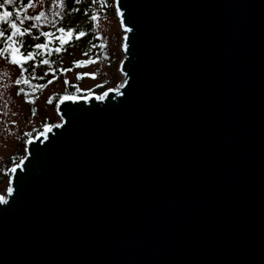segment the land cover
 <instances>
[{"label": "water", "instance_id": "1", "mask_svg": "<svg viewBox=\"0 0 264 264\" xmlns=\"http://www.w3.org/2000/svg\"><path fill=\"white\" fill-rule=\"evenodd\" d=\"M114 8L123 84L27 141L0 264H264V0Z\"/></svg>", "mask_w": 264, "mask_h": 264}, {"label": "rangeland", "instance_id": "2", "mask_svg": "<svg viewBox=\"0 0 264 264\" xmlns=\"http://www.w3.org/2000/svg\"><path fill=\"white\" fill-rule=\"evenodd\" d=\"M59 3L54 0H34L30 12L45 10L48 15L55 18V15L61 16L64 9V6L58 7ZM94 14L100 17L98 21L92 23V32L99 41L97 47L99 59L86 68L72 70L64 77L53 81L37 95L35 103H29L24 99L26 94L27 97L36 94L34 84L30 82L28 90L21 92L15 83L20 75V69L0 57V198L6 197L10 187V177H4L5 160L16 151L25 153L21 139L23 133L47 121L59 123L56 108L48 101L51 95L63 92L65 85L63 79H66L72 88L83 90L99 83H107L106 91L117 90L123 84L124 77L119 68L124 58L122 49L124 33L117 11L115 8L114 11L111 9L107 12L96 9ZM82 55L79 50L71 49L62 56V64ZM85 74L89 77L80 80L77 78ZM104 94L96 96L99 98Z\"/></svg>", "mask_w": 264, "mask_h": 264}, {"label": "trees", "instance_id": "3", "mask_svg": "<svg viewBox=\"0 0 264 264\" xmlns=\"http://www.w3.org/2000/svg\"><path fill=\"white\" fill-rule=\"evenodd\" d=\"M54 2H60V0H54ZM34 0H17L15 6H9L7 10L17 11L18 9L22 12L26 11V14L29 16L39 15L43 12L45 15L41 21H25L24 25L20 27L22 30L28 28V32L23 37H16L18 41L16 47L20 49L18 55L26 56L28 52L35 53L34 59L24 62L21 60L20 64H17L20 69V75L17 80H21V84L17 85L19 90L24 89L28 90V84L32 82L35 86L36 94L31 97H24L28 102L35 100L37 95L41 93L48 85L53 81L64 77V75L75 69H83L97 62L99 59L98 54V44L99 41L96 39V35L92 32V23L91 15L94 14L96 9H100L103 12L108 10L114 11L113 0H63V12L62 15H55V18L51 15H48L45 10L30 12L31 8L27 6L31 4L33 6ZM4 9H0L2 12ZM78 18L87 20V30L85 31V36L79 40L75 39L74 35V21ZM14 19V17H13ZM18 23V22H17ZM30 24H35V27H29ZM64 27L65 30H73L72 38L68 39V42L63 46L60 53L54 51L55 48L60 47V40L58 39L62 34L58 31L59 28ZM0 28H4L5 38L0 40V50L4 49L8 43L6 37L11 34V29L7 25L0 24ZM48 32L52 33V36H45L43 33ZM96 39V40H95ZM22 41V43H21ZM51 41V42H49ZM47 44V49H38L36 46L38 44ZM71 49H77L83 53L82 57L73 58L68 63L62 64V56L65 53H69ZM51 53V54H49ZM6 61L11 63L10 53H5L4 56H0ZM49 60L48 65L42 63L43 60ZM92 60L94 63H87V61ZM79 65V66H78ZM70 69V70H69ZM32 77H35L33 79ZM79 77H89V75H80ZM80 78V79H82ZM27 79L28 83L25 84L23 81ZM79 79V80H80ZM51 81V83H49ZM66 79H63L64 90L62 93L53 94L50 96L49 103L53 108H56L59 101H61L65 96H74V97H86L88 95H100L107 90V83H99L92 86L89 89H78L72 88L69 82L65 83ZM30 103V102H29ZM53 123L47 121L39 127H36L30 131L23 133L22 144L25 146L26 142L30 138H34L38 133L42 132L45 127L52 125ZM30 134V135H27ZM25 156L24 152L16 151L11 156L5 160V169L4 177H10L12 169L23 159Z\"/></svg>", "mask_w": 264, "mask_h": 264}, {"label": "snow or ice", "instance_id": "4", "mask_svg": "<svg viewBox=\"0 0 264 264\" xmlns=\"http://www.w3.org/2000/svg\"><path fill=\"white\" fill-rule=\"evenodd\" d=\"M16 4H17V0H0V9H4L2 12H0V24L7 25L8 28L11 29V34L6 37V40L8 42H10V43H8L7 46L4 49L0 50V56H4L5 53H10V55H11V64H13V65L20 64L21 60H23L24 62L30 61V60L34 59V57L36 55L33 52H28L26 56H23V55L18 56V53L20 52V49L18 47H16L18 41L15 38L18 37V36L19 37H23L26 34V32H28V30H29L28 28H24L22 30V28L20 26L24 25L25 21H37V22L41 21V19L45 15L43 12H41L39 15L29 16V15L26 14V11L22 12L19 9L17 11H15V13L13 11L7 10V8L9 6H15ZM27 7L31 8L32 5L29 4ZM58 7H63V0H60V3L58 4ZM13 17H14V19H13ZM99 19H100L99 16H97L95 14L91 15V20L92 21H98ZM35 26H36L35 24H30L29 25V27H35ZM5 31L6 30L4 28H0V40L5 38ZM58 31L62 35L58 38L60 40V45L61 46L54 49V51L56 53H60L62 51L63 46L68 42V39L72 38V36H73V30H71V29L66 31L64 27H61V28L58 29ZM126 31H127V29H126ZM85 34H86L85 31L81 30V31H79L78 35H76L75 39L79 40L82 37H84ZM43 35L52 36L53 34L45 32V33H43ZM49 42H51V41H49ZM21 43H22V41H21ZM36 47L38 49H47L48 45L42 43V44H38ZM49 54H51V53H49ZM94 62L95 61H92V60L87 61V63H94ZM42 63L44 65H48L49 64V60L45 59V60L42 61ZM32 78L35 79V77H32ZM77 78L80 79L82 77L78 76ZM23 82L25 84H27L28 80L25 79ZM15 83L17 85H20L21 84V80H16ZM49 83H51V81H49ZM65 83L67 84V81H65ZM23 91H24V89H21V92H23ZM27 95L28 94H26V99H27ZM103 98H104L103 96L99 97V99H103ZM63 99L64 100H70V99L74 100L75 97L74 96H65ZM28 102L35 103V100H31V101H28ZM48 102L51 103V100H49ZM59 126L60 125H57V127H59ZM45 131H51V128L46 126L45 127ZM27 135H30V134H27ZM12 171L15 172L16 168H13ZM0 202H3V201H0Z\"/></svg>", "mask_w": 264, "mask_h": 264}, {"label": "built area", "instance_id": "5", "mask_svg": "<svg viewBox=\"0 0 264 264\" xmlns=\"http://www.w3.org/2000/svg\"><path fill=\"white\" fill-rule=\"evenodd\" d=\"M87 21L85 19H77L74 24L75 35H78L79 31L86 29Z\"/></svg>", "mask_w": 264, "mask_h": 264}]
</instances>
